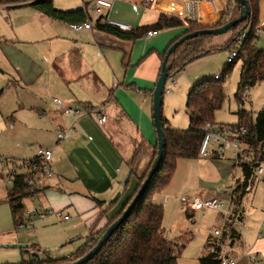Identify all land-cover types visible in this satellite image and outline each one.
Wrapping results in <instances>:
<instances>
[{"label": "crops", "instance_id": "crops-1", "mask_svg": "<svg viewBox=\"0 0 264 264\" xmlns=\"http://www.w3.org/2000/svg\"><path fill=\"white\" fill-rule=\"evenodd\" d=\"M91 1L84 0L82 7L81 3H76L74 6L80 7L61 9H83ZM111 1L113 7L105 15L130 26L132 30L157 24L162 14L187 19L184 8L177 0H155L151 6H146L145 0ZM225 1L223 8H219L215 0H212L214 7L205 4L208 12L211 11L214 16L207 15V24H214L219 20L221 12L230 8L232 1ZM1 11L4 14L0 13V116L8 121L13 119L12 116L9 118L10 114L18 110L33 112L40 119L30 123V136L24 140V144L32 148L31 153L24 159L6 158L19 162L34 158L39 149H48L53 155L55 176L45 182L37 193L23 201L24 223L17 226L8 202L12 185L6 179L12 165L0 167L6 168L0 175V245L26 244V241H20L18 237L13 238V232L25 225L32 226L33 217H46L48 213L61 215L64 222L72 218L80 220L73 224L84 227L87 241L93 231L96 233L105 229L110 220L121 212L139 184V179L132 175L130 190L126 193L129 185L121 187L129 172V163L136 153L138 158L140 152L135 145L130 144L126 148L117 141L116 134L121 131V126L117 125L115 119L122 117L123 129L131 130L134 139L137 136L140 139L135 127L149 120L150 100L161 74L164 57L169 48L182 38L185 29L158 31L155 36L133 41L99 30L97 21L101 18H94L91 12L87 13V20H92V30L75 32L71 30L70 24L46 17L30 6L13 10L0 7ZM2 23L5 27H2ZM21 39L28 40L49 61L35 63L23 59L22 62L25 56L20 54L18 48ZM34 84L46 89V95L32 91L30 85ZM7 93H10L9 96ZM55 99L85 114H66L55 106ZM95 110L109 117L105 126L98 125L97 118L89 114ZM4 130L7 128L0 120V132ZM67 131H71L69 135ZM148 140L145 142L148 148L147 167L158 144L157 135L156 143L154 136ZM227 160L235 167L238 166L232 158ZM138 161V174L141 175V159ZM217 162L219 160L213 158L180 159L173 180L163 192L153 196L152 202L165 208V216L172 210H182V214L185 211L186 215L187 209L182 208L180 201L182 197L173 184L179 173H185L189 180L195 174V179L202 183L214 177L224 181L218 195L212 193L209 196L204 191L194 197H219L229 205L228 197L237 184L244 182V174L240 167L242 178L228 186L229 172L223 169L224 177L221 176L219 171L222 168L216 165ZM162 193L166 194L157 200ZM30 199L37 200L41 209L27 212ZM226 211L228 214L234 213V207L230 204ZM28 213L29 219H26ZM221 215L224 220L225 213ZM66 216L69 220H65ZM239 217L241 226L235 229L240 231L241 240L233 246L227 245V253L237 258L238 264H264V181L252 180V186L242 200ZM225 225L224 221V230ZM220 232L224 234V231ZM2 249L0 247V264H21L23 259L30 258L20 250L24 258L19 263L21 253ZM245 251L249 257H245Z\"/></svg>", "mask_w": 264, "mask_h": 264}, {"label": "trees", "instance_id": "trees-1", "mask_svg": "<svg viewBox=\"0 0 264 264\" xmlns=\"http://www.w3.org/2000/svg\"><path fill=\"white\" fill-rule=\"evenodd\" d=\"M261 1L247 0L251 9V17L245 23L234 28L231 32L238 31L237 34L227 45L221 47L223 51L227 52L238 50L237 60L232 65H226L224 71H231L236 63L242 62L240 81L235 96L242 104L245 101V94L264 82V50L259 49L255 45V40L258 37L255 31L259 23ZM25 6H30L38 13L55 21L70 25L84 23L87 20L86 8L88 4L83 9L65 12L55 7L54 0H0V7H6L9 10ZM238 10L241 13V9L239 8ZM226 13V10L222 11L219 21L215 24H199L189 19L162 14L157 24L141 27L137 30L120 31L108 25L101 24V20L97 21V28L121 39L133 41L146 38L149 32L175 28H184L185 32L182 36L184 37L191 33L215 29L226 25L228 22L224 21V18L229 17ZM236 16L230 15V19H238L240 14L237 18ZM246 30H249L248 35H246ZM243 34L246 35V38H244L241 48H238V42L241 40ZM211 38L213 36H202L189 40L181 45L169 59L168 64L172 65L170 78L177 76L190 63L201 56L212 53L215 48H206V42ZM224 83L222 77L219 76L217 80L207 79L192 87L188 93L186 104L189 119L188 129H174L169 120L162 116L165 155L161 168L153 178L148 192L138 202L124 224L107 244L104 245L100 253L88 264H179V259L185 249V245L178 243V241H169L165 238V229L163 228L165 208L161 205L154 204L152 198L155 194L163 192L169 186L176 174L177 164L180 159L197 160L201 158L199 151L205 137L204 127L208 123L217 124L215 121L216 114L223 108L227 99L224 94ZM165 94L166 91L164 92ZM236 115L239 119L238 125H245L248 128V134L244 142L253 150L255 162L264 163V110L257 114L255 121H253L252 114L246 110H240ZM157 152L158 145L154 148L150 165L141 175L138 174V153L135 154V157L128 165L129 171H132V175L139 179V184L135 192L126 201L121 212L110 220L108 226L99 232L94 233L93 231L86 243L76 253L68 258L58 260L52 258L48 252L41 254V249L38 246H32L29 249L22 250V253L30 256V258L28 260L23 259L21 264H71L91 252L97 246L106 230L121 217L132 203L141 185L147 178L151 166L157 157ZM213 159L216 160V158ZM237 165L243 171L244 182L241 185L237 184L236 188L230 194V197H228V200L234 207V214L239 216L237 213L240 211L243 198L252 186L256 165ZM38 189L28 186L24 176L14 179L12 188L8 194V202L17 226L22 225L24 221H22L25 210L23 201L27 197L37 193ZM186 216L188 219H192L194 214L191 210L187 209ZM239 219L241 220L240 217ZM240 240V232L233 228L231 224H226L220 242L206 244L205 248L208 253L199 259L200 264H221L219 256L223 248L227 245L233 246Z\"/></svg>", "mask_w": 264, "mask_h": 264}, {"label": "rangeland", "instance_id": "rangeland-1", "mask_svg": "<svg viewBox=\"0 0 264 264\" xmlns=\"http://www.w3.org/2000/svg\"><path fill=\"white\" fill-rule=\"evenodd\" d=\"M83 1L84 0H55V6L57 9L62 11H71L74 10V8H61L80 7L74 6L76 3H81L82 7L84 4ZM215 1L218 4L219 8H223L226 5L225 0ZM231 1L232 5L230 6V8H228V10L226 9V14L229 15L228 18H224V21L226 22L231 21L230 15H237V18L240 14L238 6L234 3L233 0ZM178 4L183 7L180 2ZM205 4L207 3L204 0V5ZM206 6L207 5L203 7L204 18H208L207 15L209 14L213 16L211 11L208 12ZM0 13L3 15L4 11H1ZM93 17L96 18L98 16L94 15ZM0 18H2L1 15ZM218 21L219 20H217L216 22ZM2 27H5V24L2 23ZM257 28L264 30V0H262L260 3L259 23ZM237 32L238 31L229 32L227 34L209 39L206 42V48L212 47L215 48V50L210 54L203 55L200 58L196 59L177 76L169 79L166 85V94L163 97V117L169 120L171 126L174 129L186 130L189 127V119L187 115L186 104L188 93L190 92L192 87L200 83L201 81L207 79H214L217 75L222 77V80L225 82L224 94L227 97L223 108L216 114L215 121L217 124H239V119L236 114L240 110H246L250 112L252 114L253 121H255L257 114L264 110V82L260 83L255 88L249 90L245 94V101L242 104L235 97L237 93L238 83L240 81L242 62L236 63L231 71H224L227 65L226 59L228 52L223 51L221 46L224 44L227 45L237 34ZM255 32L257 34V29ZM248 33L249 30H246V35H248ZM246 35L244 37L242 36L240 44L238 42V48H241V45L244 42V38H246ZM255 45L259 49L264 50V32L258 35L257 39L255 40ZM18 46L21 52L20 54H22V56H25L24 58H22V62L23 59H26L28 61L31 60L35 63H46L47 61H49L48 57L45 56L42 51L34 49V45L31 44L28 40L21 39V44H19ZM174 81L177 82V85L173 87ZM30 88H32V91L34 92L38 91L46 95V89L43 90L42 87H36L34 84L30 85ZM30 88H28V90H30ZM167 90H170V92H167ZM7 94L9 96L10 93ZM12 98L14 97L12 96ZM59 99L62 100L60 97ZM150 108L151 113L149 114L150 116H148L149 120H146L142 122L141 125L138 124L135 127L138 133L140 134V139L138 136L136 139H134V133L131 132V130L128 129L127 131L123 129L124 121L122 120V117L120 118L119 116L117 119H115L117 125L121 126V129H119L121 131L116 134L117 141L120 144L125 145L126 148H129L130 144L135 145L136 150L140 152V156L137 158V160L141 159L142 167L140 166V173H144V170L147 168L145 164H147L148 162V148L145 142L149 141V137L154 136L156 143L157 134L152 118L153 95L152 100H150ZM11 116L13 117V119L10 118ZM9 118L10 119L8 121L7 119H5V121L0 116V120L7 128V130H4L3 133L0 132V156L11 157L15 159H24V157L29 155L32 150V148L29 149L28 144H24V140H26L27 137L30 136L29 125L31 122L38 121L40 119L33 112L18 110H16L13 114L11 113ZM20 143L21 146H18L20 145ZM216 165L222 168L219 172L223 177V169L228 170V186L234 185L237 182V179L242 178L241 170L239 169L240 166L235 167L231 161L219 160ZM122 170L123 173H125V169L122 168ZM3 171H6V168L0 169V175L1 173H3ZM173 184L174 189L179 193L180 197L184 196L188 198H193L195 194L204 191H207L209 196L212 193L218 195L219 193L217 192H219V190L223 188L222 185L224 184V181H219L218 177H214L212 180H208L207 182L202 183L195 179V174H193L191 180H189L185 173H179V175L175 177ZM123 185L124 182L121 185L122 188ZM128 185L129 186L126 190V193L130 190L132 186V180H130V183ZM164 194L166 193L158 195L157 200L160 197H163ZM229 205L227 202H225L226 209L229 208ZM182 208H184V206H182ZM37 209H41L38 206V201L30 199L27 206V212L32 213ZM238 213L240 214V211ZM40 214L41 212L39 213V215ZM193 214L195 215V217H193L192 219H188V217H186L185 215V211H183L182 214V210H172L167 213L164 218L163 228L165 229V238L169 241H178V243H183L185 245V249L183 250V253L179 259V264H200L199 259L207 255L208 253L205 248L206 244L208 245V243H217L221 240L219 236L215 235V231H224V220L222 219L221 213L214 212L211 210H203L193 212ZM33 215L34 214H32L31 216L33 217ZM48 215L49 216L46 217H33L32 226L27 227L25 225L26 227L23 226L21 228H17V232H13V238L18 237L20 241H26V244L15 243L2 245H29L31 247L38 246L41 249V254H43L44 252H48L52 258L58 260L68 258L72 254L76 253L77 250L82 245H84L88 237L85 234L86 232L83 226H77V224H73L76 222L79 223L80 220H76L77 218H72L71 221L64 222L61 218V215H57L55 213H48ZM26 219H29V213L26 215ZM23 220L24 219H22V221ZM228 248V246L224 247L222 252L224 254H228ZM4 249H2V251ZM4 251L19 252V254L21 253L19 249H6ZM23 258L24 255H22L21 253V260L19 261V263L22 261Z\"/></svg>", "mask_w": 264, "mask_h": 264}, {"label": "built area", "instance_id": "built-area-1", "mask_svg": "<svg viewBox=\"0 0 264 264\" xmlns=\"http://www.w3.org/2000/svg\"><path fill=\"white\" fill-rule=\"evenodd\" d=\"M180 2L187 14V19L194 23L207 24L203 16L202 6L204 0H177ZM155 0H145L146 6H151ZM207 4L214 7L212 0H205ZM113 7L111 0H92L88 3L86 8L87 13L91 12L94 15L101 18V24L108 25L120 31H131V27L121 23L116 20L108 18L105 15ZM105 20V22L103 21ZM71 29L75 32H80L82 30H92V20H87L84 23H74L70 25ZM264 30L257 28V35L263 33ZM158 32H149L148 37L157 35ZM245 34H243V37ZM241 40L239 41V44ZM238 57V50L228 51L227 55V65H232L235 63ZM214 79H219V76H215ZM177 85V82H173V87ZM166 91V88H165ZM170 92V90H167ZM55 106L66 114L80 116L85 114L80 109H73L71 107H66L60 100L55 99L53 101ZM97 118V124L100 126H105L109 117L102 114L99 110H95L91 113ZM71 131H67L69 135ZM205 137L202 142L199 155L203 159L216 158L217 160H227L232 158L237 164H255L254 168V179L264 181V163L255 162L253 150L248 144L244 142L245 137L248 134V128L245 125L238 124H211L208 123L204 127ZM230 156V157H229ZM53 155L48 149H39L36 156L31 159L22 160L19 162L11 161L6 157L0 156V167L6 165H12V170L7 175L8 182L13 185V181L16 177L24 176L25 182L28 186L32 188H40L45 182L52 179L55 176V170L52 165ZM119 171V170H118ZM182 205L185 209L191 210L193 212L211 210L214 212L225 213L224 221L226 224H231L233 228L241 226L239 216L234 213H229L225 209V201L219 197L203 198L201 196H196L194 198L182 197L180 199ZM65 220H69L66 216ZM239 231V230H237ZM240 232V231H239ZM216 236L222 237L223 234L220 231L215 232ZM245 257H249L247 251L244 253ZM221 264H238V259L230 256L229 254H220Z\"/></svg>", "mask_w": 264, "mask_h": 264}, {"label": "water", "instance_id": "water-1", "mask_svg": "<svg viewBox=\"0 0 264 264\" xmlns=\"http://www.w3.org/2000/svg\"><path fill=\"white\" fill-rule=\"evenodd\" d=\"M234 3L241 9V13L238 19L231 20L226 25L210 29V30H203L195 33L188 34L182 37L179 41H177L167 52L165 59L162 64V70L160 77L158 79L156 88L153 93V121L154 126L156 129V134L158 138V152L155 161L153 162L151 169L147 175L146 180L141 185L137 195L133 199L130 206L127 210L121 215L118 220H116L104 233L102 238L99 240L97 246L89 252L86 256L82 259L71 263V264H88L92 261L102 250L104 245L117 233L120 227L124 224L127 220L133 209L136 207L138 202L142 199V197L148 192L150 184L158 173L161 168V165L164 160V152H165V140H164V133L162 129V116H163V97L165 88L167 85L168 80L170 79V72L172 70V65L168 64L170 57L176 52V50L183 45L185 42L196 39L202 36H220L231 32L234 28L238 27L239 25L245 23L251 17V9L247 0H233ZM132 176V171L130 170L124 180V186L126 187L130 181ZM0 247L5 249H19V250H26L29 249L31 246L29 245H0Z\"/></svg>", "mask_w": 264, "mask_h": 264}]
</instances>
